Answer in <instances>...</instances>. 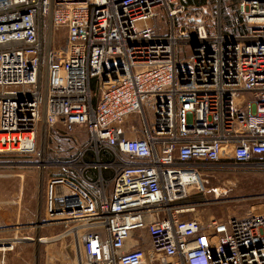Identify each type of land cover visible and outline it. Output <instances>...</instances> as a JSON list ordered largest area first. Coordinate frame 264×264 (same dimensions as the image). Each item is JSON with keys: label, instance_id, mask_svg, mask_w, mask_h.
<instances>
[{"label": "built area", "instance_id": "1", "mask_svg": "<svg viewBox=\"0 0 264 264\" xmlns=\"http://www.w3.org/2000/svg\"><path fill=\"white\" fill-rule=\"evenodd\" d=\"M191 3L0 0V156L37 154L46 118L88 131L97 162L70 165L82 179L119 167L110 194L69 177L47 186L45 213L74 237L80 264H264V213L202 221L181 205L202 164L264 162V0H236L218 31ZM44 23L66 30L64 47H46ZM133 116L141 136L121 129ZM11 249L0 239V264Z\"/></svg>", "mask_w": 264, "mask_h": 264}, {"label": "rangeland", "instance_id": "2", "mask_svg": "<svg viewBox=\"0 0 264 264\" xmlns=\"http://www.w3.org/2000/svg\"><path fill=\"white\" fill-rule=\"evenodd\" d=\"M192 5L208 6V15L205 20L212 30L218 31L221 23L224 28L231 27L230 15L236 9V0H192ZM210 1V5L208 4ZM189 15L179 17L183 28L191 30L193 23L189 22ZM161 34L170 31V19L164 11L159 12L155 20ZM179 23V24H180ZM44 23L42 36L46 47L62 48L66 40V30L59 29L53 33L50 26ZM185 49V48H184ZM180 52V49L177 50ZM95 98H98L99 92ZM149 119L151 116L148 115ZM55 129L43 118L39 132V151L32 156L3 155L0 156V239H9L14 249L7 253L8 264H80L81 257L74 237L69 235L68 229L55 223L45 213L44 202L47 186L53 178L69 177L77 182L87 192L98 196L102 190L106 194L113 191V178L119 167L114 166L103 169L102 176L99 170L87 169L82 179L81 173H77L70 165L84 162H97L95 154L88 151L92 148L91 137L84 127L77 128L75 132L68 134L63 125L56 121ZM145 125L142 116L128 118L122 126V131L129 137L141 136ZM121 160L127 162L128 158L121 155ZM102 162H113L114 158L101 155ZM119 162V161H117ZM80 175V176H79ZM201 173V185L195 186L192 194L181 202V205H194L196 211L188 212L184 218H198L202 221L210 219H227L228 217L247 218L252 215L264 213V176L256 186L257 189H249L247 186H232L231 191L211 193L199 190L206 184L208 178ZM34 178V179H33ZM250 187V186H249ZM35 189L39 194L40 205L38 220L35 224L25 227L18 222L30 212L22 211L25 198L30 190ZM253 188V187H251ZM8 218V219H5ZM67 218V217H65ZM57 219V218H56ZM6 221V222H5ZM18 240V241H17ZM145 248L150 247L147 236L143 241Z\"/></svg>", "mask_w": 264, "mask_h": 264}, {"label": "flooded vegetation", "instance_id": "3", "mask_svg": "<svg viewBox=\"0 0 264 264\" xmlns=\"http://www.w3.org/2000/svg\"><path fill=\"white\" fill-rule=\"evenodd\" d=\"M201 168L208 178L206 184L210 185L206 187L203 184V190L217 195L231 191L232 188L227 187V185L247 186L249 189H257L256 186L264 176V162L257 161L240 164L232 159H224L213 165L202 164Z\"/></svg>", "mask_w": 264, "mask_h": 264}, {"label": "crops", "instance_id": "4", "mask_svg": "<svg viewBox=\"0 0 264 264\" xmlns=\"http://www.w3.org/2000/svg\"><path fill=\"white\" fill-rule=\"evenodd\" d=\"M39 203H40L39 194L35 191V189L30 188L25 198V205L22 209L23 212L24 211L30 212V214H28L29 217L23 216L22 219L20 218V220H18V222H21V223L28 222L24 224L25 227H29L30 225L35 224L36 221L38 220V214H39L38 211H39V205H40ZM44 208H45V202H44ZM5 219H8V218H5Z\"/></svg>", "mask_w": 264, "mask_h": 264}, {"label": "bare ground", "instance_id": "5", "mask_svg": "<svg viewBox=\"0 0 264 264\" xmlns=\"http://www.w3.org/2000/svg\"><path fill=\"white\" fill-rule=\"evenodd\" d=\"M193 182H194L195 184H197V185H201V182H200L199 179H194ZM195 211H196V209H191L189 212H195ZM17 241H18V240H17ZM9 251H12V249L9 250Z\"/></svg>", "mask_w": 264, "mask_h": 264}]
</instances>
